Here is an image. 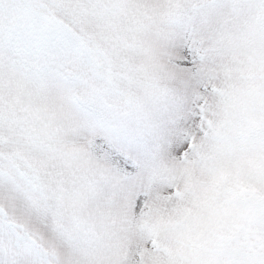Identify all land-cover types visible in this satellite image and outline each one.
I'll use <instances>...</instances> for the list:
<instances>
[{
	"label": "snow or ice",
	"instance_id": "obj_1",
	"mask_svg": "<svg viewBox=\"0 0 264 264\" xmlns=\"http://www.w3.org/2000/svg\"><path fill=\"white\" fill-rule=\"evenodd\" d=\"M0 264H264V0H0Z\"/></svg>",
	"mask_w": 264,
	"mask_h": 264
}]
</instances>
